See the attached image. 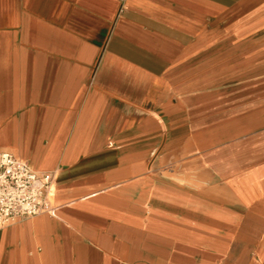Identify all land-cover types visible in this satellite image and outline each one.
Instances as JSON below:
<instances>
[{"label":"crops","instance_id":"0c3cea01","mask_svg":"<svg viewBox=\"0 0 264 264\" xmlns=\"http://www.w3.org/2000/svg\"><path fill=\"white\" fill-rule=\"evenodd\" d=\"M2 151L0 264H264V0H0Z\"/></svg>","mask_w":264,"mask_h":264},{"label":"built area","instance_id":"2783aa9c","mask_svg":"<svg viewBox=\"0 0 264 264\" xmlns=\"http://www.w3.org/2000/svg\"><path fill=\"white\" fill-rule=\"evenodd\" d=\"M57 172L37 171L8 151L0 152V230L28 218L50 214L49 192Z\"/></svg>","mask_w":264,"mask_h":264}]
</instances>
